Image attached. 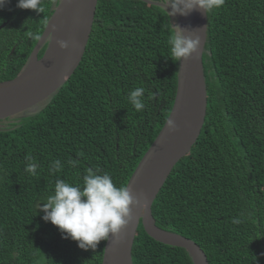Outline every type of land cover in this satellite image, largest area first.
Masks as SVG:
<instances>
[{
    "label": "trees",
    "instance_id": "trees-1",
    "mask_svg": "<svg viewBox=\"0 0 264 264\" xmlns=\"http://www.w3.org/2000/svg\"><path fill=\"white\" fill-rule=\"evenodd\" d=\"M59 2L41 0L42 12L18 8V0L0 7V82L22 72ZM160 2L99 0L72 77L37 110L0 121V264H102L106 241L79 248L42 219L38 205L57 179L83 186L89 168L127 185L161 132L179 62L168 43L173 20ZM207 33L205 124L152 213L158 227L196 242L209 264H264V0H225L208 13ZM136 87L146 90L139 112L127 99ZM27 156L35 175L25 170ZM57 159L62 170L52 174ZM132 259L193 264L185 249L152 239L142 226Z\"/></svg>",
    "mask_w": 264,
    "mask_h": 264
},
{
    "label": "water",
    "instance_id": "water-1",
    "mask_svg": "<svg viewBox=\"0 0 264 264\" xmlns=\"http://www.w3.org/2000/svg\"><path fill=\"white\" fill-rule=\"evenodd\" d=\"M98 2L60 0L22 72L12 80L0 82V121L31 112L72 77L91 38ZM175 17L186 36L200 39L198 52L179 62L177 92L167 119L176 123L177 131H171L165 123L130 178L127 186L144 205L133 208L131 223L118 237L106 241L102 264H133L132 251L140 226L152 239L185 249L193 264H209L196 242L158 227L152 213V206L172 171L198 141L207 115L203 56L208 38V14L193 10L186 16ZM5 26L1 25L0 30ZM58 40L67 41L69 48L61 50ZM44 46H47L45 53L39 58Z\"/></svg>",
    "mask_w": 264,
    "mask_h": 264
},
{
    "label": "clouds",
    "instance_id": "clouds-1",
    "mask_svg": "<svg viewBox=\"0 0 264 264\" xmlns=\"http://www.w3.org/2000/svg\"><path fill=\"white\" fill-rule=\"evenodd\" d=\"M7 2L8 0H0V7ZM224 4L225 0H164L161 6L167 11L171 9L168 12L172 16H186L193 10L207 15ZM40 5L41 0H18L17 7L42 12ZM35 38L40 39L39 36ZM168 43L171 58L181 62L198 52L200 39L186 36L185 29L174 25L170 30ZM57 44L61 50L69 48V43L65 40H58ZM145 91L144 87H136L127 97L138 112L146 107ZM166 125L171 131H177V125L172 119L167 120ZM25 159L28 161L26 172L35 175L37 165L32 162L31 156ZM69 163L74 167L77 161L70 160ZM61 170L62 163L59 159L49 166L52 174ZM143 205L140 198L133 196L129 186H117L109 173L89 168L83 177V186L57 179L54 194L48 196L45 203L38 205V211L43 213L42 219L45 222H50L60 230L64 239H71L77 242L79 248L88 250L95 249L101 241H112L114 237H118L133 219L132 209ZM232 222L240 224L241 219H233Z\"/></svg>",
    "mask_w": 264,
    "mask_h": 264
},
{
    "label": "rangeland",
    "instance_id": "rangeland-1",
    "mask_svg": "<svg viewBox=\"0 0 264 264\" xmlns=\"http://www.w3.org/2000/svg\"><path fill=\"white\" fill-rule=\"evenodd\" d=\"M161 4H163L164 2H160ZM168 11H171V9H168ZM171 15V14H170ZM171 17H172V20H173V26L174 25H178L179 26V23H178V19H177V17H175V16H172L171 15ZM40 107V106H39ZM38 109V107L37 108H35L34 110H37Z\"/></svg>",
    "mask_w": 264,
    "mask_h": 264
},
{
    "label": "bare ground",
    "instance_id": "bare-ground-1",
    "mask_svg": "<svg viewBox=\"0 0 264 264\" xmlns=\"http://www.w3.org/2000/svg\"><path fill=\"white\" fill-rule=\"evenodd\" d=\"M179 17H180V15L179 14H177Z\"/></svg>",
    "mask_w": 264,
    "mask_h": 264
}]
</instances>
